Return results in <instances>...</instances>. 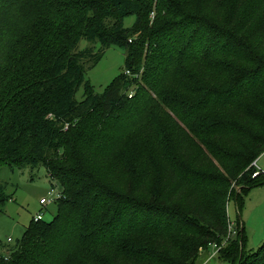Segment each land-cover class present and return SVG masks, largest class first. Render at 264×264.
I'll list each match as a JSON object with an SVG mask.
<instances>
[{
	"label": "trees",
	"instance_id": "obj_1",
	"mask_svg": "<svg viewBox=\"0 0 264 264\" xmlns=\"http://www.w3.org/2000/svg\"><path fill=\"white\" fill-rule=\"evenodd\" d=\"M96 44L125 53L103 94ZM143 127L156 151L126 158ZM262 154L264 0H0V173L43 167L62 194L0 264H198L213 244L264 264L227 232Z\"/></svg>",
	"mask_w": 264,
	"mask_h": 264
},
{
	"label": "rangeland",
	"instance_id": "obj_2",
	"mask_svg": "<svg viewBox=\"0 0 264 264\" xmlns=\"http://www.w3.org/2000/svg\"><path fill=\"white\" fill-rule=\"evenodd\" d=\"M134 21V17H128L124 20V26L130 28ZM88 46L90 44L82 41L80 49ZM96 52L100 54L99 60L94 68L88 70L86 79L97 93L103 94L123 70L125 53L120 48L103 49L98 44H96ZM83 96L84 89L81 88L77 93V100H83ZM146 129V127L140 128L131 136L126 145L127 148L122 151L126 158L134 155L142 158L147 153L156 151L158 146L157 135L152 134L147 137ZM159 161L160 156H156L154 163L157 164ZM258 166L264 171V154L258 159ZM0 182L4 185L6 194L10 197L4 209L0 210V241L3 243H0V252L6 254L15 247L17 241L23 236L25 229L38 213H43L45 221H51L56 215L57 206L54 203L48 209H45L40 203V197L46 195L51 187L50 177L43 167L19 169L4 166L0 173ZM233 187L234 185L229 187L228 194L233 190ZM231 198L228 201V215L231 224L228 225L227 232L232 226L235 233H232L231 238L235 239L240 233L241 226H243L245 236L242 246L243 253H252L264 242V184L251 189L244 195V202L240 209L238 202ZM8 238H11L12 242H8ZM222 245V247L225 246ZM214 250V247H211L210 256L202 251L200 257L203 259L198 264H234L229 259H220L219 252L214 253ZM224 251H229V254L235 253L233 255L235 264H239L241 260L237 248L230 249V245H227ZM243 253L242 258L244 257Z\"/></svg>",
	"mask_w": 264,
	"mask_h": 264
},
{
	"label": "built area",
	"instance_id": "obj_3",
	"mask_svg": "<svg viewBox=\"0 0 264 264\" xmlns=\"http://www.w3.org/2000/svg\"><path fill=\"white\" fill-rule=\"evenodd\" d=\"M129 74V73H128ZM132 97V96H130ZM253 166L256 168L257 172L254 173L253 176H257L259 174H264V171H262L259 166H258V160L256 162H254ZM62 196L61 192L54 186H51L50 189L47 191V194L42 196L40 198V203L42 205H47L51 202L56 201L57 199H59ZM42 218L41 213L37 214L36 219L39 220ZM232 233H235V230H233L232 226L230 227V232H229V236L228 239L230 237V235H232ZM214 247V253L215 252H219V249L222 247V245H217V244H213Z\"/></svg>",
	"mask_w": 264,
	"mask_h": 264
}]
</instances>
